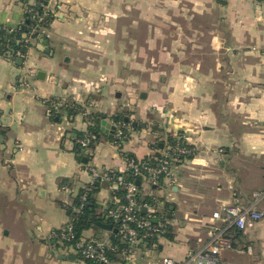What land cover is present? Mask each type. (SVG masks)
Returning a JSON list of instances; mask_svg holds the SVG:
<instances>
[{"label":"crops","instance_id":"crops-1","mask_svg":"<svg viewBox=\"0 0 264 264\" xmlns=\"http://www.w3.org/2000/svg\"><path fill=\"white\" fill-rule=\"evenodd\" d=\"M55 11L21 63L0 55V264H87L62 258L48 240L90 182L87 166L123 172L120 152L147 159L169 138L195 152L173 164L159 187L140 185L142 195L161 199L169 231L141 245L131 264L183 260L205 240L213 211L244 205L264 189V2L59 0ZM127 15L128 27L151 30L149 48L158 44L152 30L165 17L162 52L151 54L144 70L133 63L139 71L131 75L104 64L89 68L73 48L79 30L104 35L109 22L120 25ZM22 21V0H0V25ZM42 39L44 51L37 48ZM30 71L34 76H26ZM120 113L129 126L120 150L99 131L87 157L76 153L90 115L112 123ZM92 198L101 212L113 200L111 185L101 182ZM258 209L264 213V201ZM231 231L233 247L222 263L264 264V217L252 229ZM83 234L109 237L93 229Z\"/></svg>","mask_w":264,"mask_h":264},{"label":"built area","instance_id":"built-area-1","mask_svg":"<svg viewBox=\"0 0 264 264\" xmlns=\"http://www.w3.org/2000/svg\"><path fill=\"white\" fill-rule=\"evenodd\" d=\"M58 1L25 0L23 15L27 14L36 18V24L16 43L22 42L30 46L32 42L44 38L45 24L47 19L55 16ZM12 29L14 27H10L7 33ZM8 46L3 47L1 56L8 58L11 62L25 59L26 53L14 51ZM1 47L0 44V49ZM28 75L34 76L31 71L26 74ZM20 83L21 87L27 86L23 78ZM54 105L56 108L63 106L58 101ZM112 125L115 126L113 143L120 150L127 139L129 126L119 122H112ZM97 140L98 135L87 127L86 131L76 139L75 146L80 154L87 157ZM194 152V149L182 139H176L174 143L164 145L157 154L143 160H137L133 156L120 152L125 163L123 172H108L103 168L87 166L91 180L78 195L79 203L73 209L74 217H69L66 224L53 230L48 240L58 246L64 257L74 256L91 264H131L135 261L138 248L146 242H153L161 237L169 225L163 217L161 199L152 194L153 192L147 196L142 195L140 185L146 184L151 189L159 187L164 181L170 179L171 166L191 158ZM127 171H130L128 178L124 174ZM103 181L111 185L113 200L110 203L112 207L105 206L100 213L116 229L117 243L111 241L110 234L113 232H109V237L82 235L76 243L70 244L69 242L74 238L72 220L82 212L83 206L90 198L88 194ZM117 190L122 191L121 198L114 196ZM263 201L264 189L253 192L250 201L244 205L230 204L213 211L206 223V238L203 243L197 249L190 251L183 260L163 257L160 264H223L222 254L233 247L232 240L228 236L229 231L252 229L264 217V213L258 209V205ZM247 251L250 253L251 249L248 248Z\"/></svg>","mask_w":264,"mask_h":264},{"label":"rangeland","instance_id":"rangeland-1","mask_svg":"<svg viewBox=\"0 0 264 264\" xmlns=\"http://www.w3.org/2000/svg\"><path fill=\"white\" fill-rule=\"evenodd\" d=\"M121 21V27L116 20L109 22L111 28L102 30L104 35H100L99 30L91 32L79 30L80 33L76 36L79 45H73V48L76 49L79 57L85 55V63L92 65L87 67L96 70V68L99 69L104 64L106 67H115L116 71L121 70L123 72L122 70H124L131 75L132 72L139 71L138 68L133 67L134 65L142 62L140 69L143 67L149 68V56L153 54L156 57L157 52H162L161 46L165 41L167 32L164 16L159 20L160 23L155 25V30H152L155 33L158 44L150 48L145 46L144 41L149 38L151 30L128 27V23L133 21L132 16L128 17L127 15L126 19H121ZM147 49L151 50L152 53H147ZM73 55L76 56L75 54ZM135 62L139 63L133 64ZM100 232L102 234L105 233L103 230H100Z\"/></svg>","mask_w":264,"mask_h":264},{"label":"trees","instance_id":"trees-1","mask_svg":"<svg viewBox=\"0 0 264 264\" xmlns=\"http://www.w3.org/2000/svg\"><path fill=\"white\" fill-rule=\"evenodd\" d=\"M259 2H264V0H258ZM23 5L25 4V0H22ZM37 11L40 10L37 9ZM53 18H49L47 19V24H45V29H47L49 23L52 21ZM36 24V18H32L30 15L24 14L23 15V21L20 23V25H18L17 27H14V29L11 30V32L7 33L8 30H10V27L7 26H3L0 25V44H1V49H0V55L2 53V51L4 50L3 47L4 46H8L9 49H12L14 51H20L21 53H26L27 49L31 46H26L24 45L22 42L21 43H16V41L21 40L22 39V35L26 34L30 31V29ZM41 39V38H40ZM90 127L89 129L93 132H95L97 135H100L101 133L99 132V125H100V121L101 119H105L103 115L101 114H94V115H90ZM113 122H119L121 124H125L128 125V118L124 113H120V114H116L112 117L111 119ZM127 120V121H125ZM128 132V131H127ZM113 141V138H112ZM176 140L169 138V143H174ZM76 153H78L77 148H75ZM131 156V155H129ZM125 176L128 178V176L130 175V171H127L126 173H124ZM138 185V184H137ZM98 187V186H97ZM97 187L95 189H93L88 195L90 196V198L87 200V203L83 206L82 208V212L76 216V218H74L72 220V227H73V232H74V238L69 242L70 244H74L76 243V241L79 240V238L84 235L83 233L89 229H93L96 231H100V229L96 226L97 222H102V223H110V221L108 219H105L103 217V215L97 211V206L94 203V199L92 198V193L95 192V190L97 189ZM83 191V189L81 191H79L78 195ZM114 196H117L119 198L122 197V191L117 190L114 193ZM78 195L75 198V201L73 203L72 206H70L67 209V214L69 215V217L73 218L74 217V211L73 209L78 206ZM145 201L147 200L146 198L144 199ZM107 206L112 207V204H108ZM167 210V208H166ZM142 213V212H141ZM166 215V211L163 212ZM143 214V213H142ZM166 217V216H163ZM169 231V226H167L166 232L162 235V236H167V233ZM237 233L236 230H232L230 233ZM232 233V234H233ZM161 236V237H162ZM110 239L113 243H117L116 242V237H115V233H111L110 234ZM156 241V239H155ZM51 244H53L52 241H50ZM154 243L153 242H146V245H152ZM56 247H58L57 245H55ZM79 259V258H78ZM80 260V259H79ZM87 264H91V263H87Z\"/></svg>","mask_w":264,"mask_h":264},{"label":"water","instance_id":"water-1","mask_svg":"<svg viewBox=\"0 0 264 264\" xmlns=\"http://www.w3.org/2000/svg\"><path fill=\"white\" fill-rule=\"evenodd\" d=\"M47 44V40L45 39H42V40H39V43H38V46L37 48L40 50V51H44L45 50V46ZM46 52H48V50H46ZM17 63H21L22 60L21 59H17L16 61ZM40 74V73H39ZM127 121V120H125ZM132 126H136V123H131ZM141 126H143V124H141ZM99 131L105 135H107L110 139H112L113 137V133L115 131V126L112 125V123H109L106 119H101L100 121V125H99ZM86 159L83 158V161H85ZM138 184V182H137ZM96 226L100 229V230H103V231H106V232H113L115 233L116 232V229L113 228L112 224L110 223H102V222H97L96 223ZM62 258H65V257H62ZM68 260L70 261H74L76 260V257L74 256H69V257H66Z\"/></svg>","mask_w":264,"mask_h":264}]
</instances>
